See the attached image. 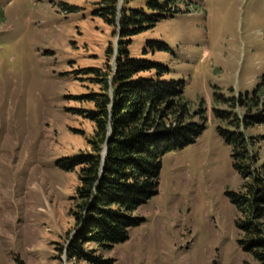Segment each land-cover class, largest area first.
<instances>
[{
	"label": "rangeland",
	"instance_id": "1",
	"mask_svg": "<svg viewBox=\"0 0 264 264\" xmlns=\"http://www.w3.org/2000/svg\"><path fill=\"white\" fill-rule=\"evenodd\" d=\"M99 1L0 0V264H72L62 248L79 183L57 162L90 149L92 123L74 109L92 106L81 98L98 90L86 69L117 46ZM186 2L134 40L170 46L155 57L184 81L191 109L204 102L208 123L163 156L158 192L135 212L144 222L104 253L113 264H258L237 243L226 192L242 181L211 108L213 86L251 93L264 77V0ZM247 133L264 136V124Z\"/></svg>",
	"mask_w": 264,
	"mask_h": 264
},
{
	"label": "trees",
	"instance_id": "2",
	"mask_svg": "<svg viewBox=\"0 0 264 264\" xmlns=\"http://www.w3.org/2000/svg\"><path fill=\"white\" fill-rule=\"evenodd\" d=\"M184 4L98 2L96 14L113 27L118 40L117 46L108 43L103 68L86 69L98 90L81 98L92 106L74 109L92 123L90 149L57 162L76 172L79 183L72 197L74 229L62 248L69 263L113 264L104 253L127 241L130 230L144 222L135 212L157 194L163 156L194 143L207 126L204 102L191 109L184 81L171 77L172 68L155 57L171 52L170 46L154 38L134 40ZM211 111L242 181L238 191L226 192L236 211L238 246L264 264V160L258 150L264 136L247 133L264 124V77L251 93L227 96L213 86Z\"/></svg>",
	"mask_w": 264,
	"mask_h": 264
},
{
	"label": "water",
	"instance_id": "3",
	"mask_svg": "<svg viewBox=\"0 0 264 264\" xmlns=\"http://www.w3.org/2000/svg\"><path fill=\"white\" fill-rule=\"evenodd\" d=\"M114 60H115V58H114ZM114 60H113V66L115 65V62H114ZM105 153H106V144H105V146H104V150H103V156L105 155Z\"/></svg>",
	"mask_w": 264,
	"mask_h": 264
}]
</instances>
